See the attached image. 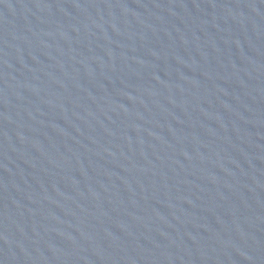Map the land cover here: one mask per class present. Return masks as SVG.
Returning <instances> with one entry per match:
<instances>
[{
    "label": "water",
    "instance_id": "95a60500",
    "mask_svg": "<svg viewBox=\"0 0 264 264\" xmlns=\"http://www.w3.org/2000/svg\"><path fill=\"white\" fill-rule=\"evenodd\" d=\"M0 264H264V0H0Z\"/></svg>",
    "mask_w": 264,
    "mask_h": 264
}]
</instances>
